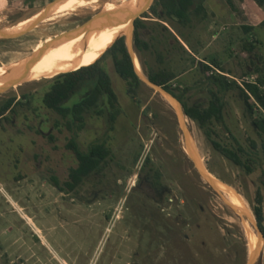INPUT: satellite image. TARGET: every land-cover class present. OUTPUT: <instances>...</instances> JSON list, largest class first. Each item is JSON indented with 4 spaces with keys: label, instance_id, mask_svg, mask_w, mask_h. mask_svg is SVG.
Masks as SVG:
<instances>
[{
    "label": "rangeland",
    "instance_id": "1",
    "mask_svg": "<svg viewBox=\"0 0 264 264\" xmlns=\"http://www.w3.org/2000/svg\"><path fill=\"white\" fill-rule=\"evenodd\" d=\"M53 1L0 0V30L10 27L0 33V67L67 37L106 31L116 25L108 23L107 13L126 8L125 2L111 5L112 0H100L104 6L97 11L89 6L57 21L29 22ZM201 1L209 11L206 20L196 21L193 28L167 23L176 34H186L190 51L176 47L167 59L181 74L174 84L190 87L188 101L207 104L209 83L199 61L218 58L241 85L256 79L257 66L264 67V6L255 0ZM150 16L147 20H157ZM245 25L254 31L246 32ZM134 33L135 28L129 41L127 31V44L138 73L148 79L140 57L146 68L156 64V56L137 49ZM153 33L146 30L143 36L150 39ZM253 33L261 43L252 53L246 40L252 41ZM9 35L18 36L5 38ZM105 63L122 108L114 129L105 115L91 112L84 129L72 131L67 119L43 102L52 78H29L0 92V107L11 97L27 103L24 94L33 100L17 114L0 117V264H250L246 217L206 179L187 144L193 143L208 174L243 196L254 215L256 234L253 203L258 190L264 195V160L252 174L246 173L217 152L193 120L186 116L183 125L161 89L143 80L134 100L111 55ZM226 99L228 126L246 145L248 136L256 139L262 151L240 92L233 90ZM220 131L226 140L225 128ZM73 138L84 152L106 141L112 155L101 172L68 192L65 182L78 165L68 146ZM258 252L251 264H264V240Z\"/></svg>",
    "mask_w": 264,
    "mask_h": 264
},
{
    "label": "trees",
    "instance_id": "2",
    "mask_svg": "<svg viewBox=\"0 0 264 264\" xmlns=\"http://www.w3.org/2000/svg\"><path fill=\"white\" fill-rule=\"evenodd\" d=\"M255 1L264 6V0ZM150 14H153L157 20H147L151 18ZM208 15V8L203 1L155 0L149 11L135 21V45L140 52H150L156 56V64H148L146 68L145 61L140 57L148 79L179 100L186 116L197 124L217 152L244 169L246 173L252 174L256 166L264 160V67L257 66L256 79L241 85L235 78L229 76L230 73L223 68L218 58L208 57L206 61H199L202 65L201 70L208 80L210 93L209 102L200 104L188 101L186 96L190 87L183 86L181 83L174 84L181 74L170 66L167 59V54H171L176 47L185 53L190 52L186 46L188 45L186 34L180 30L176 34L167 23H177L183 28H193L196 21L206 20ZM111 21L114 20H108V22ZM148 22H153V26ZM244 28L248 33L254 31L252 26L245 25ZM103 30L105 29H99L97 31H102V33L88 36L106 33ZM146 30L154 32L150 39L143 36V31ZM253 35L252 41L246 40V48L252 53L256 44L261 43L254 33ZM108 55L112 56L116 71L125 80L128 95L134 100L139 97L143 80L136 69L127 38L123 36L95 63L76 71L60 73L51 79L50 89L45 93L43 102L48 108L66 118L67 125L72 131L83 130L86 114L91 112H96L100 116L105 115L109 119L111 129L115 128L122 108L105 63ZM233 90H238L245 102L251 116L252 126L261 139L262 151L256 139L248 136V144H244L227 124L226 96ZM81 91L84 92L80 99L72 102L74 96ZM24 97L29 98L27 103L16 102L15 97L6 100L0 107V117L6 116L8 111L17 114L21 106H30L33 101L30 94H24ZM258 111L261 112L260 115L255 116ZM6 118L9 122L11 121L9 117ZM221 127L227 132L226 140L222 139ZM68 146L78 159L77 167L71 168L69 180L65 182L66 190L72 192L83 185L86 178L95 172H101L108 165L112 149L105 141L93 144L88 152H84L81 151L74 138ZM55 184L60 186L57 179H55ZM253 211L258 227L264 235V195L261 190H258L256 194Z\"/></svg>",
    "mask_w": 264,
    "mask_h": 264
},
{
    "label": "bare ground",
    "instance_id": "3",
    "mask_svg": "<svg viewBox=\"0 0 264 264\" xmlns=\"http://www.w3.org/2000/svg\"><path fill=\"white\" fill-rule=\"evenodd\" d=\"M109 2L110 4L112 3L111 5L125 2V6L129 10V13L118 21L116 25L112 26L108 30L106 29V31L115 29L114 32L90 37L87 35L102 33V31H87L85 33L67 37L49 45L44 50H40L24 57L16 63L0 67V86L3 84H11L12 82L9 81H20V83H22L33 77L53 78L60 73L76 71L84 66H89L95 63L100 56L119 38L127 35V31L129 29V41H132V30H134L135 27L133 24V18L143 10L145 0H112ZM89 6H94L95 11H97L101 9L104 4L101 5L100 0H64L60 3H54L46 6V8L41 10V12L32 17L31 21H28H57L60 16L72 15L81 8H87ZM108 23H114V21ZM22 24L25 25V23ZM8 28L10 27L1 29L0 33L5 32ZM135 59L137 68L140 71L139 59L137 56ZM8 79L11 80L7 81ZM161 91L164 93V96L168 99V101L174 106L183 121V125H185L186 115L181 103L165 91ZM187 150L188 153H190V155H192V157L198 162V165L201 167L205 175L209 179L213 180L212 183L215 188L223 192L226 195L225 197H227L235 208L245 215L246 219H244V221L248 231L250 252L254 258L255 253L262 246L264 239L259 234L254 232L252 225L255 226V218L246 200L233 187L207 173L200 154L196 150L193 143H191V145L187 144Z\"/></svg>",
    "mask_w": 264,
    "mask_h": 264
},
{
    "label": "water",
    "instance_id": "4",
    "mask_svg": "<svg viewBox=\"0 0 264 264\" xmlns=\"http://www.w3.org/2000/svg\"><path fill=\"white\" fill-rule=\"evenodd\" d=\"M55 1H57V0H55ZM55 1H53L52 3H54ZM154 1L155 0H145V4H144V6H143V10L139 13V14H137L134 18H133V24H134V26H135V21H136V19H138L139 17H141L145 12H147V11H149V9L151 8V6L154 4ZM52 3H50V4H52ZM49 4V5H50ZM129 13V10H128V8H119V9H116V10H114V11H111V12H109V13H107L108 15H110L111 17V19H113L114 20V23H117L118 21H120L124 16H125V14L127 15ZM110 19V20H111ZM109 20V21H110ZM36 22H34L32 25H30L28 28H30L31 26H33L34 24H35ZM107 23V22H106ZM105 23V24H106ZM27 28V29H28ZM26 29V30H27ZM18 35H20V34H18ZM18 35H9V36H7V37H5V38H11V37H15V36H18ZM131 51V50H130ZM131 53H132V51H131ZM142 78V80H144L146 83H148L150 86H152V87H154V88H157V89H161V90H163V91H165L166 93H168L169 95H171L173 98H175L172 94H170L169 92H167L164 88H162L161 86H158V85H156L155 83H153V82H151L149 79H144L143 77H141ZM9 80H11V79H8L7 81H9ZM6 82V81H5ZM9 82H12L9 86H7V87H4L3 89H1L0 90V92L1 91H3V90H5V89H7V88H9V87H11V86H14L16 83H20V81H16V82H13V81H9ZM175 99H177V98H175ZM178 100V99H177ZM179 101V100H178ZM203 173V172H202ZM203 175L206 177V179L211 183V185L213 186V187H215L214 185H213V183H212V181L203 173ZM216 189V188H215ZM217 191H219V190H217ZM219 193H220V195H222V197H224V199H225V201L231 206V207H233L237 212H239L241 215H244L242 212H240L237 208H235V206L227 199V197H225V194L223 193V192H221V191H219ZM245 216V215H244ZM256 226H257V229H259V227H258V224H256ZM259 231V235L261 236V237H263V234H262V232L260 231V229L258 230ZM258 251L255 253V257L258 255ZM255 257L253 258L252 257V259H251V262H250V264L252 263V261L255 259Z\"/></svg>",
    "mask_w": 264,
    "mask_h": 264
},
{
    "label": "flooded vegetation",
    "instance_id": "5",
    "mask_svg": "<svg viewBox=\"0 0 264 264\" xmlns=\"http://www.w3.org/2000/svg\"><path fill=\"white\" fill-rule=\"evenodd\" d=\"M35 53H36V52H35ZM32 54H33V53H32ZM30 55H31V54H30ZM8 112H9V111H8ZM8 112H7V113H8ZM1 117H2V116H1ZM81 186H82V185H81ZM81 186L77 187L74 191H76V190H77L78 188H80ZM63 190H64V189H63Z\"/></svg>",
    "mask_w": 264,
    "mask_h": 264
}]
</instances>
